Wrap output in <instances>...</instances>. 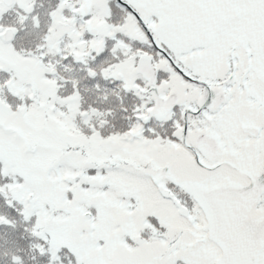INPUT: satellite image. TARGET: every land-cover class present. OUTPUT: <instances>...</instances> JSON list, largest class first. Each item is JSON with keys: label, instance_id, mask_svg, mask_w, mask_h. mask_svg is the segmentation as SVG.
Segmentation results:
<instances>
[{"label": "snow or ice", "instance_id": "obj_1", "mask_svg": "<svg viewBox=\"0 0 264 264\" xmlns=\"http://www.w3.org/2000/svg\"><path fill=\"white\" fill-rule=\"evenodd\" d=\"M0 264H264V0H0Z\"/></svg>", "mask_w": 264, "mask_h": 264}]
</instances>
